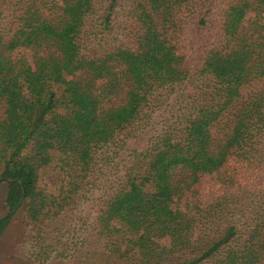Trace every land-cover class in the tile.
I'll return each mask as SVG.
<instances>
[{"label": "trees", "instance_id": "16d2710c", "mask_svg": "<svg viewBox=\"0 0 264 264\" xmlns=\"http://www.w3.org/2000/svg\"><path fill=\"white\" fill-rule=\"evenodd\" d=\"M0 21L23 264H264V92L239 94L264 82V0H0Z\"/></svg>", "mask_w": 264, "mask_h": 264}, {"label": "rangeland", "instance_id": "374dc122", "mask_svg": "<svg viewBox=\"0 0 264 264\" xmlns=\"http://www.w3.org/2000/svg\"><path fill=\"white\" fill-rule=\"evenodd\" d=\"M42 1L50 2L54 0ZM250 16V14H246L244 20L246 21ZM0 24H2V21H0ZM2 26L3 25H0V27ZM12 55L23 57L30 67H33V51L17 49ZM257 92H264L263 81H253L239 90L242 99H246L248 96ZM211 132L213 133L214 129H211ZM4 193L5 186L3 183H0V217L4 216L6 213V209L3 205ZM25 235V229L21 223V215L20 213L15 214L0 234V264H23V255L28 247L25 242ZM160 243L164 246L167 244L164 241Z\"/></svg>", "mask_w": 264, "mask_h": 264}]
</instances>
